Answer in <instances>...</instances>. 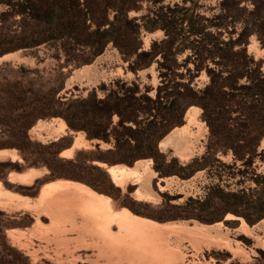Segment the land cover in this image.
<instances>
[{"label": "trees", "instance_id": "1", "mask_svg": "<svg viewBox=\"0 0 264 264\" xmlns=\"http://www.w3.org/2000/svg\"><path fill=\"white\" fill-rule=\"evenodd\" d=\"M165 2L0 0V58L22 51L37 66L54 63L44 70L20 65L17 73L13 71L16 76L2 75L0 150H15L22 163L0 161V168L6 174L11 168L21 173L42 164L55 180L67 177L65 166L75 167L87 156L91 168L111 186L108 172L95 162L133 166L150 159L162 174L156 160L167 159L159 143L183 126L188 110L197 107L208 128L206 153L187 165L176 159L169 163L179 165L174 175L182 179L204 169L211 172L217 183L208 188L207 197L218 193L224 210L205 219L187 210L193 201L189 199L178 206L185 213L178 218L216 223L231 214L255 225L264 219V170L258 172L260 164L264 166V57L257 58L248 48L254 37L264 50V0H215L209 7L201 0ZM158 31L163 38L145 49L144 33ZM109 46L119 52L125 73L135 78L102 83L86 97L66 90L72 72L91 64ZM154 65L157 85L144 84L138 74ZM9 67L0 66V75ZM203 75L207 82L199 87L197 79ZM53 118L62 119L69 131L84 133L87 141L95 142L94 149L77 151L68 160L60 158L71 147L60 146L65 137L47 145L33 142L30 130L38 121ZM36 146L52 150L57 167L31 161L29 150ZM219 154H231V164L222 163ZM214 162L236 172L214 174ZM188 169L191 173L183 175ZM232 182L237 190H232ZM243 207L250 212L241 211ZM257 253L258 261L264 262V251Z\"/></svg>", "mask_w": 264, "mask_h": 264}, {"label": "rangeland", "instance_id": "2", "mask_svg": "<svg viewBox=\"0 0 264 264\" xmlns=\"http://www.w3.org/2000/svg\"><path fill=\"white\" fill-rule=\"evenodd\" d=\"M178 1L166 0L165 5ZM201 4L209 7L215 4V0H201ZM146 5L143 4L144 7ZM137 15L131 13V16ZM161 38L162 31L144 33V48L149 49L152 40ZM248 49L257 58L264 57V50L260 49L254 37ZM3 64L10 67L2 71L0 79L3 74L16 76L20 65L27 68L37 66L35 59L25 56L22 51L2 56L0 66ZM53 66V61L48 60L37 67L44 70ZM125 67L119 52L109 46L91 64L72 72L66 82V90L86 97L102 83H110L117 78L134 79L133 74L125 73ZM138 77L144 84L156 86L155 65L140 72ZM206 82L205 75L197 79L199 87ZM192 113L196 114V121L189 124L187 133H180L169 140L166 149L159 147L167 159L156 160L162 174L156 171L153 160L147 171L145 163L143 166L137 162L133 166L93 164L106 171L116 165L136 168L141 178L128 179L123 186L116 185L109 172L113 185L108 184L101 172L91 168L87 156H81L75 167L65 166L67 177L55 180H51L48 168L42 164L37 168H26L21 173L11 168L6 174L0 168V264H264L257 259V250L264 251V219L250 226L231 214L216 223L178 218L185 214L178 206L189 199L193 201L188 202L187 210L205 219L224 210L218 193L207 197L208 188L217 183L207 169L184 179L174 175L179 165L201 159L206 153L207 125L201 119V109L192 110ZM63 122L60 118L40 120L30 130L29 136L33 142L42 145L65 137L60 146L70 144L71 147L61 152L60 158L63 159H73L77 151L94 149L95 142L87 141L82 132L69 131ZM187 122L185 119L183 126ZM70 148L73 150L67 151ZM3 151L9 154L0 153V161L22 163L15 150H0ZM52 152L36 146L29 150V157L31 161H45L55 168L57 165L51 160ZM217 158L226 165L232 162L231 154H219ZM173 159L179 165L170 164ZM214 168V174L236 172L216 162ZM263 170L264 166L260 164L258 172ZM12 173L28 174L23 179L29 182L13 181ZM190 173L191 169H188L183 175ZM58 182L69 185L61 190L47 186V191L42 193L45 185ZM234 182L231 188L237 190ZM250 184L248 188H254ZM247 193L252 195L250 190ZM179 196L183 197L178 199ZM250 199L254 200V197L250 196ZM250 210L243 207L241 211L248 213Z\"/></svg>", "mask_w": 264, "mask_h": 264}, {"label": "bare ground", "instance_id": "3", "mask_svg": "<svg viewBox=\"0 0 264 264\" xmlns=\"http://www.w3.org/2000/svg\"><path fill=\"white\" fill-rule=\"evenodd\" d=\"M192 110H200L196 107H192L188 110V112L186 113V117L185 119L188 121L187 122V125L185 126H182L180 128H176L174 129L166 138H164L161 142H160V148L161 149H166L168 147V144H169V140L171 139H175L180 133H187L188 131V126L189 124H192L194 121H196V114L192 113ZM64 123V122H63ZM64 126L67 128L66 124L64 123ZM77 144V142L75 143V145ZM74 145V146H75ZM74 148V147H73ZM73 148H70L69 150L67 151H71L73 150ZM66 151V152H67ZM0 153H4V154H9L8 152L6 151H3V152H0ZM63 154V153H62ZM145 163V164H144ZM137 165L138 164H141L143 166L144 164V169L145 171L149 170L150 168V164H151V160H145V161H139L136 163ZM108 172L113 180V182L118 185V186H123L126 184V181L128 179H133V178H136L138 179L139 177L141 178V175H140V172L138 170H136V168H128V167H125V166H120V165H116V166H112V167H109L108 168ZM144 172V171H143ZM10 176L12 177V180L13 181H16V180H22V182H29V180L27 179H23L25 178L24 176L22 175H13L10 174ZM18 176V177H17ZM33 178V177H32ZM69 184L67 183H63V182H58V183H52V184H49V185H45L43 188H42V193L46 192V187L47 186H50L51 188H55L57 190H61V189H64L68 186ZM76 185V184H75ZM228 216H231V215H228ZM228 218V217H227Z\"/></svg>", "mask_w": 264, "mask_h": 264}, {"label": "crops", "instance_id": "4", "mask_svg": "<svg viewBox=\"0 0 264 264\" xmlns=\"http://www.w3.org/2000/svg\"><path fill=\"white\" fill-rule=\"evenodd\" d=\"M19 175H22V176H24V177H27V176H28V174H26V173H24V174H19Z\"/></svg>", "mask_w": 264, "mask_h": 264}, {"label": "water", "instance_id": "5", "mask_svg": "<svg viewBox=\"0 0 264 264\" xmlns=\"http://www.w3.org/2000/svg\"><path fill=\"white\" fill-rule=\"evenodd\" d=\"M159 145H160V143H159ZM160 147V146H159ZM109 168V167H108ZM107 172H108V170H107Z\"/></svg>", "mask_w": 264, "mask_h": 264}]
</instances>
